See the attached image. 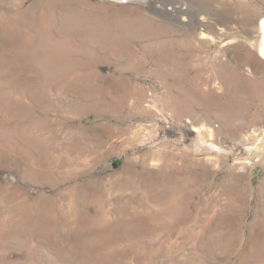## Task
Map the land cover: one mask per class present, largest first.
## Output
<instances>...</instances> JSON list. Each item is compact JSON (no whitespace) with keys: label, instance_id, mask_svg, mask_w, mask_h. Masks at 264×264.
Masks as SVG:
<instances>
[{"label":"rangeland","instance_id":"rangeland-1","mask_svg":"<svg viewBox=\"0 0 264 264\" xmlns=\"http://www.w3.org/2000/svg\"><path fill=\"white\" fill-rule=\"evenodd\" d=\"M263 18L264 0H0V264H241Z\"/></svg>","mask_w":264,"mask_h":264},{"label":"bare ground","instance_id":"bare-ground-1","mask_svg":"<svg viewBox=\"0 0 264 264\" xmlns=\"http://www.w3.org/2000/svg\"><path fill=\"white\" fill-rule=\"evenodd\" d=\"M259 26L262 36L261 54L264 57V18L260 21ZM253 237L252 247L248 251L249 255L241 257V264H264V201L261 211L258 213Z\"/></svg>","mask_w":264,"mask_h":264}]
</instances>
